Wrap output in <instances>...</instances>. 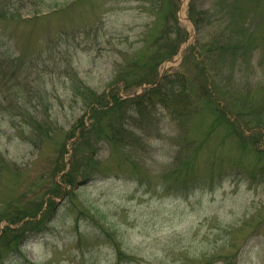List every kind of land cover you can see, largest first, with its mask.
I'll use <instances>...</instances> for the list:
<instances>
[{
	"label": "rangeland",
	"instance_id": "rangeland-1",
	"mask_svg": "<svg viewBox=\"0 0 264 264\" xmlns=\"http://www.w3.org/2000/svg\"><path fill=\"white\" fill-rule=\"evenodd\" d=\"M31 2L0 20V264H264V0Z\"/></svg>",
	"mask_w": 264,
	"mask_h": 264
},
{
	"label": "trees",
	"instance_id": "trees-1",
	"mask_svg": "<svg viewBox=\"0 0 264 264\" xmlns=\"http://www.w3.org/2000/svg\"><path fill=\"white\" fill-rule=\"evenodd\" d=\"M21 1L22 0H0V20H4V19L18 20L21 18L22 10L27 11L29 10V8L35 5L34 3L31 2L32 0H26V2L24 3H20ZM186 39L187 37L184 38L183 42H185ZM227 40L231 41L230 39ZM243 40L244 39L239 40L237 38L236 42L233 45L222 44L221 47L218 49L219 54L235 57V54L240 50V45L243 43ZM180 45L174 49L173 51L174 54L177 53V50L179 49ZM241 46H243V44ZM2 58L3 60L5 59L3 56ZM156 89L157 88H154L151 91H154ZM99 105H101V103ZM99 105L97 104L96 106L99 107ZM262 108H264V104L262 105ZM260 112H262V109L260 110ZM68 174L69 172L67 171V173H65L63 177L65 178V176Z\"/></svg>",
	"mask_w": 264,
	"mask_h": 264
}]
</instances>
